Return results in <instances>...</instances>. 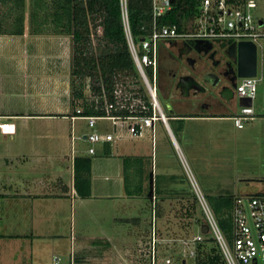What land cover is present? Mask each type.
I'll list each match as a JSON object with an SVG mask.
<instances>
[{
	"label": "crops",
	"instance_id": "obj_1",
	"mask_svg": "<svg viewBox=\"0 0 264 264\" xmlns=\"http://www.w3.org/2000/svg\"><path fill=\"white\" fill-rule=\"evenodd\" d=\"M28 10L29 2L27 13ZM59 36L32 33L28 19L23 34H0V123L10 124L5 130L0 128V264H55L56 257L57 264H151L148 251L153 226L159 238L158 251V245L170 238L166 236L169 230L164 232L163 229V234L160 230V219L165 213L156 220L153 201L148 200L144 192L128 194L123 177L124 157H145V154L139 153L135 146L128 147L129 151H120L121 141L137 137L98 142L94 145V154L88 149L78 150L76 140L88 141L84 137L88 132L77 135L76 121L84 119L72 121L70 118L74 112L72 75L66 70L65 57L59 54ZM70 64L71 60L68 68ZM229 112L222 117L235 113ZM166 115L167 124H163L171 144L180 154L181 145L169 120L175 122L179 138L188 145L194 141L187 133L182 134L190 129L188 121L222 118L173 112ZM59 117L70 123V151L68 146L57 147L64 138L62 131L53 128ZM260 118L264 120V114ZM99 129L108 130L100 126ZM147 132L153 152L151 163H146L145 168L147 172L152 170L155 182L159 173L156 136L153 141L151 131ZM88 154L95 156L91 169L92 194L82 198L74 187V160L76 156ZM164 160L162 157V163ZM169 168L164 165L163 170ZM167 174L172 181H165L162 188L178 187L173 181V172ZM147 186L145 182L144 191ZM219 188L218 191L228 189ZM162 202L167 205L166 201ZM147 208L152 211L151 221ZM66 217L70 218L69 251L62 249L56 238L64 236L63 219ZM123 223H130L132 227L124 229ZM143 239H147L144 245ZM61 258H65L64 263ZM157 260L158 264H164L165 257ZM183 263H187V259H183Z\"/></svg>",
	"mask_w": 264,
	"mask_h": 264
},
{
	"label": "trees",
	"instance_id": "obj_2",
	"mask_svg": "<svg viewBox=\"0 0 264 264\" xmlns=\"http://www.w3.org/2000/svg\"><path fill=\"white\" fill-rule=\"evenodd\" d=\"M226 1L242 5L245 0ZM200 4L201 0H173L172 8L157 18V25L176 24L181 32L191 31L200 14ZM128 15L131 32L142 51L141 38L148 37L153 31L152 0H128ZM26 19L32 33L71 36L74 112L81 107L84 115H102L106 113V102L117 105L119 100L130 105L133 100L139 99L141 103L149 105L150 97L141 83V74L128 45L120 0H0V34H23ZM147 71L152 77V68L148 67ZM119 88L123 89L125 95L117 100L115 90ZM122 112L128 113V109L113 110V113ZM146 160L144 156L124 157L125 191L131 195L144 192L151 202L155 197L153 211L156 220L163 216L165 209L171 210L179 202L187 200V204L182 202V214L193 220L202 232V240L195 242V264H226L220 246L208 230L193 188L180 184L171 190L163 189L164 185H159L157 178L154 182L152 170L147 172ZM91 169V156L75 157L74 187L82 198H89L92 194ZM173 179L174 182L179 181L175 175ZM145 182L148 186L144 191ZM238 195L230 190L205 195L229 241L233 238L232 208ZM162 201H166L167 205L164 206ZM199 212L201 217L197 216ZM208 243L213 244L208 249L204 248Z\"/></svg>",
	"mask_w": 264,
	"mask_h": 264
},
{
	"label": "built area",
	"instance_id": "obj_3",
	"mask_svg": "<svg viewBox=\"0 0 264 264\" xmlns=\"http://www.w3.org/2000/svg\"><path fill=\"white\" fill-rule=\"evenodd\" d=\"M120 5L128 45L150 97L149 105L141 103L139 99L126 105L125 101L119 100L125 95L123 89L119 88L115 90V97L119 100L117 101L118 106L113 102H106L105 114L84 115L82 108L77 107L76 112L70 114V118L72 121L78 118L87 121L91 129L86 134V139L91 143L88 148L90 154L95 153L94 145L98 142H112L123 137H138L147 130L151 131L152 139L155 141L156 121L161 120L167 124L168 116L163 110L157 87V53L159 42L164 38L192 37L211 41L227 40L228 45L240 41L253 42L256 45V74L239 77L235 87L239 99L250 98L252 103L250 105L240 104L238 111L230 117L239 128L255 118L256 111L253 102L259 94V85L264 77V16L254 14L253 8L256 6V0H245L242 5L229 4L226 0H201L200 14L195 19L193 30L183 32L178 30L176 24L161 27L157 25V18L172 8L173 0H152L153 31L148 37L141 38L142 51L131 32L128 0H120ZM259 52L262 54L260 72ZM145 67L152 68V77L148 75ZM118 108H127L128 113H113V110ZM100 121H109L113 130H100L98 126ZM8 126L10 124L0 123L1 130H5ZM192 186L205 215L208 230L220 246L226 264H264V192L240 194L235 198L232 208L233 238L229 241L221 230L205 194L194 181H192ZM73 193H76L75 189ZM153 214L155 216V211ZM158 240L154 225L149 241L151 264H158L156 254ZM200 240H202L200 233L192 238L183 239V245L187 248L184 252L194 256L195 242ZM55 259H57L55 260L57 264L58 258ZM164 264H172L171 258H165Z\"/></svg>",
	"mask_w": 264,
	"mask_h": 264
},
{
	"label": "rangeland",
	"instance_id": "obj_4",
	"mask_svg": "<svg viewBox=\"0 0 264 264\" xmlns=\"http://www.w3.org/2000/svg\"><path fill=\"white\" fill-rule=\"evenodd\" d=\"M253 11L254 14L264 16V0H256V6L253 8ZM21 39L23 38L21 37ZM59 43L61 45L59 54L66 59V70L68 71L69 69L71 71V64L68 68L73 52L71 36L60 35ZM261 52L258 55L259 72L261 71ZM145 68L147 71L148 67ZM141 83L144 86L143 80H141ZM159 99L165 112L168 114L161 95ZM253 106L257 117L253 121L245 123L243 128H238L230 116L203 121H188L187 125L190 126V129H188L189 131L187 130L188 132L182 133L183 135L187 133L191 139H194L188 145L179 138L175 122L169 120L181 145V154L171 144L169 133L163 122L161 120L156 121L155 156L159 173L158 176L156 174L155 178L158 179L159 185L162 186L165 181L166 183H171L172 179L168 180L167 173L173 172L179 179L177 182L179 185H190L193 188L192 181H194L205 195L216 193L218 189H221L219 188L221 186L228 188L225 189L226 191L230 190L239 194H254L264 191V120L260 118V115L264 114V77L259 85V94L254 100ZM239 108L240 102L237 100V103L230 106L229 113H234ZM57 121L58 123H53V128L59 129L64 133V138L60 139L63 143L58 142L57 147L68 146L67 149L70 151V143H68V136H70L71 132L70 123L61 117ZM75 126L77 135L90 131L85 119L77 120ZM98 126L113 130L109 121H100ZM75 143L79 151H86L90 146L89 142L83 139H78ZM132 146H135L139 153L145 154L147 163H151L153 147L152 140L147 131L140 137L121 141L120 151H129L128 147ZM148 154L150 158H147ZM89 156L95 157L94 155ZM162 157L165 159L163 163L161 161ZM164 165H169L170 170H163ZM166 171L168 172L164 173ZM211 189L213 191L209 192ZM182 202H186L187 204V200H183L177 204V207L169 211L165 209L164 218L160 219L159 223L160 230L161 234H163V229L164 232L169 230L166 236L170 238L160 243V246L158 245L159 251L157 249L156 254L159 259L162 257L171 258L172 264H184L183 259H187V263L185 264H195L193 256L184 252L187 248L183 245V239L192 238L199 233L200 229L196 227L193 220L187 215L182 214L184 212V210H181ZM146 211L149 214V221H151L152 211L149 208ZM197 216L201 217V213L199 212ZM63 221L64 227L62 232L64 236L56 238L61 244V248L69 251L70 218L66 217ZM122 225L124 229L132 227L130 223H123ZM59 230L57 229V231ZM146 240L143 239V245ZM211 244L213 243L205 244L204 248L208 249ZM143 248L141 246V249ZM138 250H140V246ZM148 259L150 261V253ZM61 260L63 263L65 262V258H61Z\"/></svg>",
	"mask_w": 264,
	"mask_h": 264
},
{
	"label": "flooded vegetation",
	"instance_id": "obj_5",
	"mask_svg": "<svg viewBox=\"0 0 264 264\" xmlns=\"http://www.w3.org/2000/svg\"><path fill=\"white\" fill-rule=\"evenodd\" d=\"M227 40L164 38L157 53V87L168 113L218 118L239 101L238 58Z\"/></svg>",
	"mask_w": 264,
	"mask_h": 264
},
{
	"label": "water",
	"instance_id": "obj_6",
	"mask_svg": "<svg viewBox=\"0 0 264 264\" xmlns=\"http://www.w3.org/2000/svg\"><path fill=\"white\" fill-rule=\"evenodd\" d=\"M231 55L238 58V76H253L256 74V45L249 41L232 42L228 47ZM240 104L250 105V98H240ZM86 138V136H84Z\"/></svg>",
	"mask_w": 264,
	"mask_h": 264
}]
</instances>
